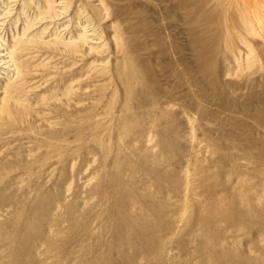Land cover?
Wrapping results in <instances>:
<instances>
[{"label":"rangeland","instance_id":"374dc122","mask_svg":"<svg viewBox=\"0 0 264 264\" xmlns=\"http://www.w3.org/2000/svg\"><path fill=\"white\" fill-rule=\"evenodd\" d=\"M217 1L0 0V264H264V89Z\"/></svg>","mask_w":264,"mask_h":264},{"label":"bare ground","instance_id":"6f19581e","mask_svg":"<svg viewBox=\"0 0 264 264\" xmlns=\"http://www.w3.org/2000/svg\"><path fill=\"white\" fill-rule=\"evenodd\" d=\"M208 8H209V6H208ZM213 9L219 10L220 13L222 12L224 15L222 18L221 15L219 14L218 19H220V21L219 22L215 21L217 23V25H216L217 31L215 32L214 42H212L213 44H211V46L213 45V48L216 49V51H217V46H218L217 43L220 41L223 43L227 55L228 56L231 55V60L233 61L234 66L232 65V61H231L232 66L231 67L227 66L228 69L225 70L227 72L226 73L227 76H229V77L232 76L235 79H242V77H244L242 80L245 81V85H246V88L248 89V91L251 90L252 92H254L255 91L254 89L256 87L264 89V65H263L264 64V0H218L217 3L214 4ZM210 13L213 14V11H211ZM202 14H204V11L202 12ZM206 16H207V13H206ZM215 16H216V14H214V18H215ZM208 18H209V16H208ZM221 18H222V20H221ZM211 23H213L214 25L216 24V23H214V21ZM204 31L202 30L201 32H204ZM202 34L204 35V33H202ZM199 37H201V36H199ZM242 46L245 47L246 50L241 48ZM211 49L212 48H210L208 50H211ZM210 52H212V51H210ZM210 52H207V53H209V55L212 56L213 53L210 54ZM214 53H215V51H214ZM253 53L257 54L258 57H260V59H262V63H261L262 66L260 65L261 69H259L260 67L257 69H252L253 64L258 59V58H256V60H255V58L250 57V55H252ZM211 56H209V60L211 59L210 58ZM212 57L214 59V55ZM223 58H225V57H223ZM204 61H205V59H203V57H202V62L204 63ZM211 61H213V60H211ZM242 61L245 64V66H244V64H242ZM229 62L230 61H228V63ZM242 65H243V67H242ZM223 69H224V67L222 68V71H223ZM206 70H207V68H206ZM225 71H223V72H225ZM255 73L259 74L257 80H255V78L253 77L255 75ZM131 77H132V75H131ZM222 79H224V78H222ZM225 80H226V78H225ZM233 82L231 85H233ZM227 83H228V81H227ZM245 85H244V87H245ZM232 89H234V88H232ZM240 90H242V89H240ZM223 94H225V93H223ZM6 95H8V94L6 93ZM263 97H264V91L261 94L252 93L249 95V97L247 99H245V103L247 101H253V103H254L253 107H255V110L258 113V115L259 114L264 115V107L262 105L264 103ZM241 101H243V100H241ZM5 103H6V101H5ZM5 103H3V107H2L3 111L2 112H8V110L5 106ZM232 106H235V105L232 104ZM246 106H249V105H246ZM255 118H258V117H255ZM258 119H261L259 121H262V118H258ZM133 200H135V199H133ZM221 210H222V208H221ZM221 210H218V211H221ZM215 212H216V214L220 213L217 211H215ZM215 212H212V213H214V215H215ZM223 212L225 214V211H223ZM212 213H209L210 214L209 216L211 218H213L211 216ZM217 215H219V214H217Z\"/></svg>","mask_w":264,"mask_h":264}]
</instances>
